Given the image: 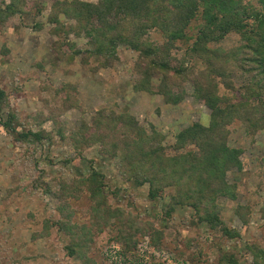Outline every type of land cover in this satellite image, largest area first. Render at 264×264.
<instances>
[{
    "label": "trees",
    "instance_id": "obj_1",
    "mask_svg": "<svg viewBox=\"0 0 264 264\" xmlns=\"http://www.w3.org/2000/svg\"><path fill=\"white\" fill-rule=\"evenodd\" d=\"M35 8L39 9L37 3L31 5L28 0L3 4L0 30L19 12L34 14ZM49 20L55 25L53 34L61 40L59 49L74 48L69 41L71 32L87 39L86 48L76 51L85 61L102 58L99 65L107 66L117 59L120 47L137 52L138 91L152 92L153 79L160 80V94L168 104L178 105L187 96L183 82H192L194 96L211 109V117L209 126L194 123L180 131L170 147L163 144L165 137L154 126L143 127L128 113L98 111L91 124L83 123L67 137L59 129L61 139H68L73 147L71 162L78 161L73 165V179L61 180L54 193L57 209L68 214L48 225L44 235L49 237L54 228L67 235L71 258L90 262L96 236L111 226L112 220L125 225L116 237L122 252L136 251L139 239L152 233L128 216L126 209L112 206L105 176L85 164L84 152L98 147L107 160H120V175L126 180L151 186L150 200L169 198V215L178 208L192 209L199 223L236 238L239 234L226 226L218 199L238 198V185L228 177L233 169L242 170L244 151L229 146L232 126L240 121L251 136L264 130V0H57ZM152 31L162 33L163 44L149 38ZM179 42L186 46L183 56L177 51ZM201 62L205 68L195 75L194 64ZM221 83L232 95L220 93ZM6 100V93L0 90V123L17 141L42 144L53 140L45 130L20 132L18 115L12 110L4 112L9 105ZM64 102L67 109L77 104L71 95ZM55 116L49 119L58 127ZM47 191L52 193L50 188ZM84 195L92 206L89 221L81 224L68 210L71 200H81ZM236 214L248 222L251 209L239 205ZM127 223L131 226L126 227ZM161 237L162 232L156 231L151 243L161 246ZM249 249L255 264H264V250ZM110 250L105 251L107 259ZM228 263L238 262L232 256L217 264Z\"/></svg>",
    "mask_w": 264,
    "mask_h": 264
},
{
    "label": "rangeland",
    "instance_id": "obj_2",
    "mask_svg": "<svg viewBox=\"0 0 264 264\" xmlns=\"http://www.w3.org/2000/svg\"><path fill=\"white\" fill-rule=\"evenodd\" d=\"M28 1L37 3L39 9L35 8L34 14L19 12L0 30V90L9 102L4 112L12 110L18 115L20 132L45 130L53 140L19 142L0 123V264H217L232 256L237 264H255L249 247L264 250V130L251 136L240 121L232 126L228 140L230 147L244 151L242 170L233 169L228 177L238 185V198L218 199L226 226L239 234L236 238L199 223L192 209L178 208L169 215V198L150 200L151 186L126 180L120 175V160H107L98 147L84 152L85 164L105 176L112 206L126 209L128 216L152 233L139 239L136 251L122 252L116 237L125 225L112 220L111 226L96 236L90 262L71 258L67 235L55 228L49 237L44 235L48 225L68 214L57 209L54 193L61 180L73 179V165L78 161L71 162L73 147L68 139H61L59 129L67 137L83 123L91 124L98 111L128 113L141 126H154L165 137L163 144L170 147L177 134L194 123L209 126L211 109L194 96L192 82H183L182 91L187 96L178 105L168 104L160 94V80L153 79L152 92L136 90L140 59L130 48L120 47L117 59L107 66L99 65L102 58L85 61L76 53L86 48L87 39L75 32L69 35L74 48L59 49L61 40L53 34L55 25L49 20L57 0ZM7 3L11 0H0V7ZM63 19L75 25V21ZM149 38L157 44L165 41L158 31L149 33ZM176 45L183 56L185 44ZM194 68L198 75L205 63L194 64ZM220 93L232 95L222 83ZM70 95L77 104L67 109L64 100ZM54 115L59 119L58 127L49 119ZM70 202L68 211L73 212L75 222L87 223L92 206L88 197ZM239 205L250 207L248 222L236 214ZM156 231L162 232L161 246L151 243ZM110 249L111 258L107 259L105 251Z\"/></svg>",
    "mask_w": 264,
    "mask_h": 264
}]
</instances>
